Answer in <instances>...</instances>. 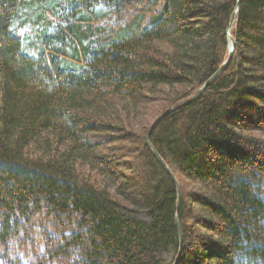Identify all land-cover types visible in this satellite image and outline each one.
<instances>
[{
    "label": "trees",
    "instance_id": "1",
    "mask_svg": "<svg viewBox=\"0 0 264 264\" xmlns=\"http://www.w3.org/2000/svg\"><path fill=\"white\" fill-rule=\"evenodd\" d=\"M0 0V264H264V0Z\"/></svg>",
    "mask_w": 264,
    "mask_h": 264
},
{
    "label": "water",
    "instance_id": "2",
    "mask_svg": "<svg viewBox=\"0 0 264 264\" xmlns=\"http://www.w3.org/2000/svg\"><path fill=\"white\" fill-rule=\"evenodd\" d=\"M238 18H239V0H237L236 7H235L234 11L232 12V15L230 18V26L233 23H235L237 25ZM228 40H229V43H228L227 56H226L225 60L222 62V64L220 65V67L190 97L180 101L179 103H177L174 106H170V107L166 108L165 110H163L152 121V123L150 124V126L148 128L147 135H146V145H147L148 149L150 150L152 155L155 157V159L159 162V164L163 167V169L166 171V173L170 176L172 181L175 183L176 189H177V204H176L177 211H176V216H175V223H176V227H177V231H178V235H179V248H178V253L174 259L173 264H176V262L178 260L179 254L181 252V245H182L181 229L179 226L178 216H177L178 209H179V198H180L179 187H178V184L176 182V179H175L173 173L170 171L169 167L166 165V163L160 157V155L157 153V151L153 148L151 141H150V135H151L153 128L157 125V123L162 118H164L166 115H168L173 110L178 109L182 106L188 105V104L194 102L195 100H197L203 94V92L206 89V87L208 86V84L225 70V68L228 66V64L230 63V61L234 55L235 43H236L235 38L233 36H231L230 34H228Z\"/></svg>",
    "mask_w": 264,
    "mask_h": 264
},
{
    "label": "rangeland",
    "instance_id": "3",
    "mask_svg": "<svg viewBox=\"0 0 264 264\" xmlns=\"http://www.w3.org/2000/svg\"><path fill=\"white\" fill-rule=\"evenodd\" d=\"M152 109H153V107L148 109V113H147V115H145L146 117L142 120L144 123H148L151 120L149 125H148V128H149L150 124L152 123V121L159 115L158 114L156 117H154L152 119V117L154 116ZM148 128H147V131H148ZM146 135H147V132H146Z\"/></svg>",
    "mask_w": 264,
    "mask_h": 264
}]
</instances>
